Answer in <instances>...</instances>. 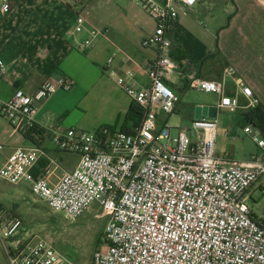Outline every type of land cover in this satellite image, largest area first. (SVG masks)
I'll return each mask as SVG.
<instances>
[{
	"label": "built area",
	"instance_id": "2783aa9c",
	"mask_svg": "<svg viewBox=\"0 0 264 264\" xmlns=\"http://www.w3.org/2000/svg\"><path fill=\"white\" fill-rule=\"evenodd\" d=\"M135 1L154 22L142 47L153 50L156 58L147 66V85H137L131 69L117 77V84L142 109L141 122L129 132L103 127L52 130L49 139L54 148L78 156L72 170L44 148L18 147L0 168V179L28 183L31 193L50 210L72 220L97 203L106 223L92 264H264V220L254 216L247 199L250 188L264 178V155L245 161L218 155L217 118H194L175 138L173 127L160 120L173 115L180 103L172 88L173 75L186 78L174 55L172 34L179 18L188 16L198 0ZM13 6L14 0H1L0 13L8 15ZM84 23L79 16L74 31L82 32ZM90 33L92 39L80 44L82 50L101 34L96 28ZM225 72L236 82L233 94L224 80L196 78L189 88L218 96V111L240 109L242 96L252 106V89L235 77L234 68ZM5 74L0 59V77ZM73 85L64 76L61 82L46 79L33 94L17 87L9 100H0V115L15 132L38 131V105ZM243 131L264 150L260 129L245 126ZM3 150L0 143V154ZM22 228L21 218L0 207L1 241L16 238ZM6 251L8 264H57L61 259L40 238L16 240L15 245H6Z\"/></svg>",
	"mask_w": 264,
	"mask_h": 264
},
{
	"label": "crops",
	"instance_id": "0c3cea01",
	"mask_svg": "<svg viewBox=\"0 0 264 264\" xmlns=\"http://www.w3.org/2000/svg\"><path fill=\"white\" fill-rule=\"evenodd\" d=\"M79 16L85 23L83 31L77 33L74 29ZM93 28L101 34L90 48L82 50L80 44L92 39ZM154 28L150 16L135 0H14L8 15L0 13V59L6 65V74L0 77V100H9L17 87L33 94L48 78L61 82L68 76L74 85L38 105L36 127L43 134H33V139L28 133L15 132L0 115V143L4 144L0 168L18 147L39 146L61 166L70 162L67 170H72L79 158L75 154L70 155L76 159L66 158L69 154L54 148L49 139L52 130L96 131L117 125L114 131H122L133 101L118 86L117 77L131 69L137 85L149 83L146 70L156 53L144 49L142 42ZM172 38L174 55L186 74L184 88L174 86L180 98L196 78L224 80L228 93L233 94L236 82L226 77L228 67L234 68L235 77L253 91L255 103L248 106L242 96L235 120H220L218 111L217 154L237 161L263 157L264 150L244 133L241 120L258 104L264 105V0H198L188 16L179 18ZM114 54L115 60L109 64ZM216 97L213 104L196 101L186 110L195 116L197 106L217 107ZM182 110L178 104L175 113ZM171 116L160 120L169 124ZM133 126L132 122L127 124L129 130ZM45 164L42 160L41 165ZM23 194H32L28 183L10 184L0 179V207L9 215L21 218ZM247 199L254 204V216L264 220V178L250 188ZM15 244L16 238L0 240V264H8L6 245Z\"/></svg>",
	"mask_w": 264,
	"mask_h": 264
},
{
	"label": "rangeland",
	"instance_id": "374dc122",
	"mask_svg": "<svg viewBox=\"0 0 264 264\" xmlns=\"http://www.w3.org/2000/svg\"><path fill=\"white\" fill-rule=\"evenodd\" d=\"M171 84L177 88H184L185 80L175 74L171 79ZM216 98V95L186 88L182 92L179 103L183 106V110L180 113H174L173 117L169 118V124L173 127L172 137H177L181 128L191 126L194 114L187 112L186 108L189 105L196 101L213 104ZM238 113V110L230 112L223 109L218 118L227 121L235 120L238 118ZM65 156L76 159L74 155ZM70 165H72L70 162H65L64 167L69 169ZM23 196V204H25L24 210L21 208L23 228L16 236V240L21 242L39 238L46 240L61 255L57 264H92L93 253L100 246L106 223V218L97 203H94L87 213L72 220L64 214L53 212L33 194H23ZM248 205L251 209L254 206L250 200H248Z\"/></svg>",
	"mask_w": 264,
	"mask_h": 264
},
{
	"label": "trees",
	"instance_id": "16d2710c",
	"mask_svg": "<svg viewBox=\"0 0 264 264\" xmlns=\"http://www.w3.org/2000/svg\"><path fill=\"white\" fill-rule=\"evenodd\" d=\"M142 117H143L142 109L136 103H133L125 118V122H124L125 125L122 127V131L129 132L130 130L128 129L127 124L132 122L136 126L141 122ZM242 125L258 128L261 130V132L264 135V105L258 104L255 108L247 112L243 117ZM116 127L117 125L104 126L103 128L114 131ZM33 134L42 135L43 133L39 130L37 131L36 129H33L29 133V136L32 139H33Z\"/></svg>",
	"mask_w": 264,
	"mask_h": 264
},
{
	"label": "water",
	"instance_id": "95a60500",
	"mask_svg": "<svg viewBox=\"0 0 264 264\" xmlns=\"http://www.w3.org/2000/svg\"><path fill=\"white\" fill-rule=\"evenodd\" d=\"M218 108L216 106H197L195 109V119L210 118L216 119Z\"/></svg>",
	"mask_w": 264,
	"mask_h": 264
}]
</instances>
